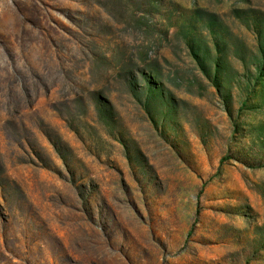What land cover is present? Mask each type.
Wrapping results in <instances>:
<instances>
[{
  "label": "rangeland",
  "instance_id": "1",
  "mask_svg": "<svg viewBox=\"0 0 264 264\" xmlns=\"http://www.w3.org/2000/svg\"><path fill=\"white\" fill-rule=\"evenodd\" d=\"M0 264H264V0H0Z\"/></svg>",
  "mask_w": 264,
  "mask_h": 264
}]
</instances>
